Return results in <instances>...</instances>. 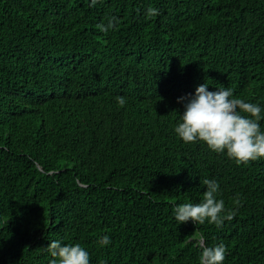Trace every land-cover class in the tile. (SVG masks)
Wrapping results in <instances>:
<instances>
[{
    "label": "trees",
    "instance_id": "trees-1",
    "mask_svg": "<svg viewBox=\"0 0 264 264\" xmlns=\"http://www.w3.org/2000/svg\"><path fill=\"white\" fill-rule=\"evenodd\" d=\"M206 82L264 107V0H0V264H49L52 240L90 264H199L201 237L264 264V159L173 131ZM205 179L234 218L179 225Z\"/></svg>",
    "mask_w": 264,
    "mask_h": 264
},
{
    "label": "clouds",
    "instance_id": "clouds-1",
    "mask_svg": "<svg viewBox=\"0 0 264 264\" xmlns=\"http://www.w3.org/2000/svg\"><path fill=\"white\" fill-rule=\"evenodd\" d=\"M93 4L96 0H92ZM114 27L110 20L101 31ZM124 105L126 98L117 97ZM183 105L174 133L185 144L203 142L209 150L226 154L237 165L264 159V107L235 97L230 87L210 91L208 83L199 85L194 94L177 98ZM203 199L199 203H183L174 207L173 216L178 224L192 221L194 224H214L218 229L225 221H231L235 211H225V202L218 198L220 185L215 179H205ZM239 203V201H237ZM101 247L111 244L108 235L98 238ZM199 264H224L227 248L223 243L207 246L201 237ZM52 259L49 264H90L89 252L79 243L65 244L52 240L48 247Z\"/></svg>",
    "mask_w": 264,
    "mask_h": 264
}]
</instances>
